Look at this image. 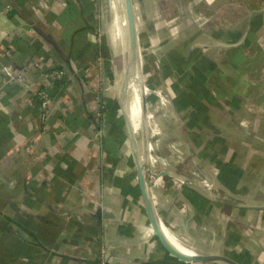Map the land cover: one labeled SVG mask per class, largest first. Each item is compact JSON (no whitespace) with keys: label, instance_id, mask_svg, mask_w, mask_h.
<instances>
[{"label":"crops","instance_id":"crops-1","mask_svg":"<svg viewBox=\"0 0 264 264\" xmlns=\"http://www.w3.org/2000/svg\"><path fill=\"white\" fill-rule=\"evenodd\" d=\"M146 1L134 0L140 48ZM186 12L180 36L165 29L157 48L159 84L141 79L142 56L134 66L144 88L136 122L124 99L132 52L123 0H0V264H220L165 247L136 154L173 245L264 264V9L212 33ZM172 54L184 65L166 74ZM195 79L205 91H194ZM190 95L199 106L182 103Z\"/></svg>","mask_w":264,"mask_h":264},{"label":"rangeland","instance_id":"rangeland-1","mask_svg":"<svg viewBox=\"0 0 264 264\" xmlns=\"http://www.w3.org/2000/svg\"><path fill=\"white\" fill-rule=\"evenodd\" d=\"M146 2V16H140L141 40L144 42L143 45L141 44V56L143 61H146L143 66L144 76L141 78H145L146 85L153 79V67H156L154 61L160 54L157 48L160 41L165 38V29L170 32L171 39L178 35L176 27L178 18L180 20L179 13L191 11L197 23L212 33L218 27L224 30L230 28L232 22L240 17L264 9V0H147ZM154 17L156 24L153 30L150 21L154 20ZM182 35L184 36V31ZM146 90L149 91L148 88ZM154 95L152 93L149 99Z\"/></svg>","mask_w":264,"mask_h":264},{"label":"water","instance_id":"water-1","mask_svg":"<svg viewBox=\"0 0 264 264\" xmlns=\"http://www.w3.org/2000/svg\"><path fill=\"white\" fill-rule=\"evenodd\" d=\"M125 16L127 20V27H128V41L129 46L132 52L131 58V65L129 67V72L127 75V86H129V81L131 80V75L134 73V66L140 61L141 58V48H140V41H139V30H138V23H137V16L135 11V4L134 0H123ZM262 10V9H260ZM256 10V11H260ZM255 12V11H254ZM127 90L124 92V99L126 97ZM142 108L144 114L147 112V99L145 96L142 98ZM137 158V165H138V175L141 184V188L143 191L146 209L151 220L152 226L155 229L158 237L161 239L162 243L165 247L169 250V252L186 262L197 263V262H215L220 264H242L238 260L233 257H230L225 254L219 253H206V254H187L180 249H178L173 243L169 240L167 234L163 230L159 218L155 211V206L153 204L151 191L149 187V181L146 176V171L143 162L139 158V155L136 154ZM264 208V206H262Z\"/></svg>","mask_w":264,"mask_h":264},{"label":"trees","instance_id":"trees-1","mask_svg":"<svg viewBox=\"0 0 264 264\" xmlns=\"http://www.w3.org/2000/svg\"><path fill=\"white\" fill-rule=\"evenodd\" d=\"M258 19H260V17H257V19H255L254 20V26H256V24L258 23ZM253 26V27H254ZM221 32V31H220ZM220 32H215L216 34L217 33H220ZM232 38L234 37L235 38V36H231ZM255 50H253L251 53V55H253V56H255L254 57V59H258V61H259V57H261V55H260V53L259 52H254ZM246 56H245V54L244 53H242L241 51H236L235 52V58L237 59V60H243L244 58H245ZM172 59L173 60H171V63H164V73H166V74H169V72H171V66H172V68H175V67H178V66H182L183 67V65H184V57H182L180 54H172ZM260 67V65L258 66V68ZM180 70L181 71H183V69L182 68H180ZM261 71V69H258L257 71ZM188 73H190V71L189 70H187V73H186V75L188 74ZM153 79H152V81L150 82V85H157V84H159V82H160V79L159 78H157V74L156 75H154L153 77H152ZM196 81V79L192 82V84H196V86H194V87H192L193 89H194V91L195 92H198V91H205V89L203 88V87H201L200 85H198L199 83H197V82H195ZM191 88V89H192ZM191 96V98H186V97H183L182 98V103H186V102H189V103H193L194 105H196V106H199L198 104H196V103H198L199 101H198V97H196V96H194V95H190ZM36 101V100H35ZM178 102V101H177ZM197 114V116H196V118H198V116L200 115V112H197L196 113ZM194 117V116H193ZM228 172H229V170L227 169V168H225V167H223L222 169H221V173H222V179L225 181V180H227V175H228ZM176 260V262H167V263H163V264H187V263H185V262H182V261H178L177 259H175ZM178 261V262H177ZM239 262H241L242 264H247L246 262H242V261H240V260H238ZM151 264H156V263H151ZM157 264H162V263H157Z\"/></svg>","mask_w":264,"mask_h":264},{"label":"built area","instance_id":"built-area-1","mask_svg":"<svg viewBox=\"0 0 264 264\" xmlns=\"http://www.w3.org/2000/svg\"><path fill=\"white\" fill-rule=\"evenodd\" d=\"M6 71H7V74L9 76V79L11 81H19V80L21 81L22 80V73H20V71L16 67H12V66L10 67V66H8V67H6ZM53 76H54V78L57 81H60L63 78V76H64V72H63V70L61 68H58V69L54 70ZM40 98H41L40 107L43 110L44 109H47L48 106L51 103L50 97L43 95ZM29 101H30V104H33L34 103V100H32V99L29 100ZM150 168H151V172H150L151 178L154 179V177L156 175V168L154 166H151ZM206 188H207V191L212 195L213 194L212 186L211 185H207Z\"/></svg>","mask_w":264,"mask_h":264},{"label":"bare ground","instance_id":"bare-ground-1","mask_svg":"<svg viewBox=\"0 0 264 264\" xmlns=\"http://www.w3.org/2000/svg\"><path fill=\"white\" fill-rule=\"evenodd\" d=\"M144 62H146V61H144ZM142 90H143V86L141 84H137L136 80L134 78H132L129 81V86L127 88L126 98H127V101L129 102L128 104L130 106L129 108L131 109V115H132L134 121H136V122L141 121V93H142ZM144 163H145V161H144ZM179 249L181 251H184L183 249H181V246L179 247Z\"/></svg>","mask_w":264,"mask_h":264}]
</instances>
